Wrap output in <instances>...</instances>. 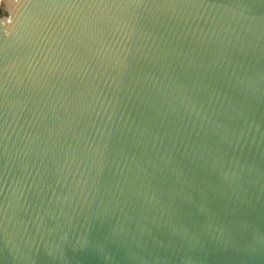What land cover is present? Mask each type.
I'll return each instance as SVG.
<instances>
[{"label":"water","instance_id":"water-1","mask_svg":"<svg viewBox=\"0 0 264 264\" xmlns=\"http://www.w3.org/2000/svg\"><path fill=\"white\" fill-rule=\"evenodd\" d=\"M0 264H264V0H0Z\"/></svg>","mask_w":264,"mask_h":264}]
</instances>
